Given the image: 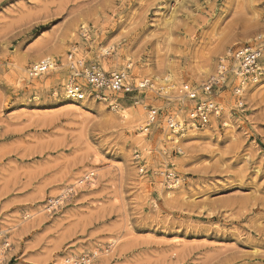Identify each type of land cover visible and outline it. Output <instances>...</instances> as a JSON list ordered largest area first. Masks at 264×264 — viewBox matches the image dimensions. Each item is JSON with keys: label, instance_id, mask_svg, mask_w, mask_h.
<instances>
[{"label": "rangeland", "instance_id": "1", "mask_svg": "<svg viewBox=\"0 0 264 264\" xmlns=\"http://www.w3.org/2000/svg\"><path fill=\"white\" fill-rule=\"evenodd\" d=\"M254 43L264 71V0H0V264H69L92 252L90 264H264V74L245 87L243 107L231 92L230 53ZM70 49L108 71L131 64L153 86L115 94L116 108L70 99L59 56ZM47 53L59 67L28 77ZM220 61L230 73L214 94L219 120L165 141V117L186 108L155 77L199 86ZM149 107L161 116L144 135ZM135 111L140 126L121 122ZM95 156L97 189L81 184L51 209ZM165 170L179 185L169 198L159 192Z\"/></svg>", "mask_w": 264, "mask_h": 264}, {"label": "built area", "instance_id": "2", "mask_svg": "<svg viewBox=\"0 0 264 264\" xmlns=\"http://www.w3.org/2000/svg\"><path fill=\"white\" fill-rule=\"evenodd\" d=\"M109 53L107 51L106 55H109ZM102 56L105 55L103 54ZM230 57L237 63V75L233 74L235 82L231 88V92L235 100V106L241 108L243 107L242 94L245 87L249 83H257L263 77L264 71L261 64L262 46L260 43L238 46L231 51ZM64 62L68 75L63 87L67 96L73 100H81L91 96L98 101L113 106L111 97L115 94H129L140 89H150L153 86L147 78H133L129 73L130 68L127 65L125 68L119 70L105 71L98 61L86 59L84 55L77 56L76 51L72 49L68 51ZM57 63L60 64L61 62L45 60L33 63L27 68V75L30 78H36L51 69V65ZM228 73H230L229 70L220 61L216 74L209 76L199 86L184 83L179 88L178 95L182 99L181 101L186 102V106L184 105L186 108L184 111L185 117L180 116L177 112L168 114L165 119H168L166 125L169 130L172 132L176 130L180 134L181 130L183 131L187 126L201 129L210 125L213 120L218 121L223 108L214 99V94L227 86ZM132 78L138 79L137 82H134ZM87 90H89L88 94ZM159 116H161L160 109L149 107L146 116L148 119L147 123L140 130L142 134L146 135L150 132L152 126L158 121ZM220 124L224 125L223 122ZM138 172L140 174L148 173L144 160L139 161ZM90 175L94 176V174ZM159 175H162L165 181L177 179L175 174L169 170L159 172ZM63 197L65 198L66 196L63 195ZM56 200V198L49 199L47 205L49 207L54 205L51 209L57 208L59 204H57ZM95 256L96 254L92 252L80 256L76 261H69L68 263L90 264Z\"/></svg>", "mask_w": 264, "mask_h": 264}, {"label": "bare ground", "instance_id": "3", "mask_svg": "<svg viewBox=\"0 0 264 264\" xmlns=\"http://www.w3.org/2000/svg\"><path fill=\"white\" fill-rule=\"evenodd\" d=\"M99 49L103 52V54H105V53H107V51H109L110 49H111V46L109 47V48H102V47H99ZM65 52V51H64ZM60 55V57H61V61H62V64L61 65H64V57H63V54H62V52L61 53H59ZM65 56V55H64ZM42 56H40V57H37L36 59H35V63H38V62H40V61H45V60H54L55 61V59H54V56H52L51 54H49V53H47L46 55H43V57L41 58ZM222 59H224L223 58V56H222V58H221V60ZM119 60V59H118ZM117 60V61H118ZM233 60V59H232ZM117 63H119V62H117ZM116 63V64H117ZM118 66V65H117ZM121 66V65H120ZM127 66H129V67H131V64L130 65H128L127 64ZM236 66V71H235V74L237 75V63L233 60V67H235ZM59 66H56V64L55 65H51V69H57ZM220 67V66H219ZM102 68L105 70V71H108V66H107V64H106V62H105V64H103V66H102ZM51 69H49V70H51ZM23 70H24V68H21V74H20V76H19V79H21L22 77H24V75H23ZM148 71V70H147ZM233 71V70H232ZM198 76V75H197ZM155 79L156 80H158L159 82H160V84H161V86H160V89H162V90H164V91H167V90H169V89H172L174 92H175V96H176V98H177V100L180 102L182 99H180L179 98V95H178V90H179V88L183 85H181V81H180V79H179V77H175L174 75H171V74H167L166 75V77L164 78V79H159V77H155ZM166 87V88H165ZM87 92H89V90H87ZM66 94V93H65ZM158 95H160V94H158ZM66 96H67V94H66ZM68 97V96H67ZM111 102H113V106H112V108H116V105H117V103L115 102V101H111ZM181 103H183L184 105H186V102L185 101H181ZM66 105L64 106L65 108H76L77 110H79V105H76L74 102H72V101H66V103H65ZM143 118H144V115H143V113L141 112V111H135L134 112V114H130L129 116H128V113H123L122 115H121V122L122 123H124V124H126V125H129L131 128H133V127H135L136 125H138V126H140V123H141V121L143 120ZM147 121V120H146ZM179 122V121H178ZM147 123V122H146ZM161 128H163V139L165 140V141H167V142H169V143H174V144H178L179 142H180V138L181 137H183V136H185V133L184 132H187V131H189L190 133V135H195L196 133V131L198 130V128H191L190 126H187V127H185L184 128V130L182 131L181 130V133L179 134L176 130L174 131V132H172V131H170L169 130V128L167 127V125L165 124V126H162ZM142 133V132H141ZM176 133H178V134H176ZM178 150L179 151H181V148L180 147H178ZM99 164H100V159H98L96 156L95 157H93V159H92V165H91V161H85V163H83V165L79 168V170H77V172H75L72 176H71V178L73 179V176L75 175H78V174H80L82 171H83V169L84 170H86V169H89L88 170V172H85L82 176H81V178H79L78 180H74V182L72 183V184H70L69 185V187H67L66 189H64L63 190V192H61V194H58V196H57V202L58 203H62V200H63V195H67L68 194V192H70V190H74L73 188H77L78 186H81V184L82 185H84L86 182L87 183H89L90 184V186H91V189H94V188H96V183H97V180H96V177H94L93 175V177L90 175V174H94V172L95 171H99L101 168L99 167ZM82 170V171H81ZM71 178H69L68 180H70ZM71 179V180H72ZM68 180H66V181H68ZM70 180V181H71ZM60 184V183H59ZM166 184V185H165ZM160 186H159V192H160V194L162 195L163 193V191L164 190H167L166 191V197L167 198H169V196H170V194H171V192L170 191H168V190H170V189H175V188H177L179 185H178V180H176V181H171V180H167V181H163L162 183H160L159 184ZM162 186H163V188H162ZM165 188H167V189H165ZM97 189V188H96ZM95 190V189H94ZM56 195V194H55ZM38 196V195H37ZM61 196V197H60ZM183 196V195H182ZM52 206H54V205H52ZM3 231L1 230V233H2ZM5 235V234H4ZM111 240V239H110ZM114 241V240H113ZM110 242V244H111V242L112 241H109ZM5 244V243H4ZM9 244V243H8ZM113 244H114V242H113ZM111 246H113V245H111ZM0 249H1V245H0ZM1 250H3V248L1 249ZM0 250V251H1ZM76 252V251H75ZM77 253V252H76ZM79 253V252H78ZM72 254V253H71ZM97 254V253H96ZM98 255V254H97ZM76 261V259H74V256L73 255H71L70 257H67V258H65V260H63V262L65 261V262H69V261ZM1 261V260H0Z\"/></svg>", "mask_w": 264, "mask_h": 264}]
</instances>
